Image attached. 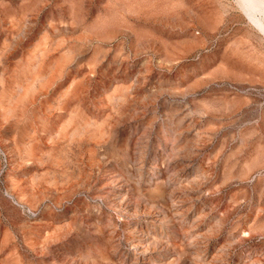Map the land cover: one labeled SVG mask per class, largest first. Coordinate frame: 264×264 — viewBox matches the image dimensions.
Returning a JSON list of instances; mask_svg holds the SVG:
<instances>
[{
    "label": "rangeland",
    "instance_id": "rangeland-1",
    "mask_svg": "<svg viewBox=\"0 0 264 264\" xmlns=\"http://www.w3.org/2000/svg\"><path fill=\"white\" fill-rule=\"evenodd\" d=\"M247 17L238 0H0V264H264Z\"/></svg>",
    "mask_w": 264,
    "mask_h": 264
},
{
    "label": "bare ground",
    "instance_id": "bare-ground-1",
    "mask_svg": "<svg viewBox=\"0 0 264 264\" xmlns=\"http://www.w3.org/2000/svg\"><path fill=\"white\" fill-rule=\"evenodd\" d=\"M239 5L243 11V13L245 14V16L247 17H251L252 20L251 21H255L257 27H259L260 31L264 32V22H262L263 18L260 17H264V0H238ZM247 17V18H248ZM249 18V19H251ZM254 24V23H253ZM255 25V24H254ZM258 29V31H259ZM260 32V33H263ZM255 51V50H254ZM250 60V58H249ZM252 62V60H251ZM172 122V121H171ZM174 125V124H173ZM176 126V125H175ZM174 129V128H173ZM177 130V129H176ZM180 130V129H179ZM178 132V131H177ZM174 137V136H173ZM177 140V139H176ZM176 141L174 140V143ZM125 204V203H124ZM177 204H175L176 206ZM168 206V205H167ZM175 208V207H174ZM177 209V208H176ZM179 209V208H178ZM169 210V209H168ZM171 210V209H170ZM181 213V212H180ZM171 214V213H170ZM173 214V213H172ZM171 214V215H172ZM169 215V214H168ZM165 216V215H164ZM174 216V215H173ZM176 216V215H175ZM163 218V217H161ZM169 218V217H168ZM156 219V218H155ZM172 219H175L172 217ZM161 220V219H160ZM164 220V219H163ZM168 220V219H167ZM170 221V219L168 220ZM167 221V222H168ZM173 221V220H171ZM176 223V222H175ZM191 242V241H190ZM141 243V242H140ZM138 247V246H137ZM139 264V263H138Z\"/></svg>",
    "mask_w": 264,
    "mask_h": 264
}]
</instances>
